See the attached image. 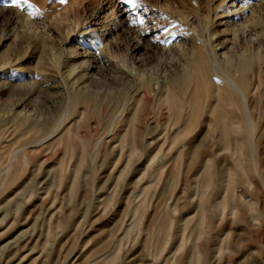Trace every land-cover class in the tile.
<instances>
[{
  "label": "rangeland",
  "instance_id": "rangeland-1",
  "mask_svg": "<svg viewBox=\"0 0 264 264\" xmlns=\"http://www.w3.org/2000/svg\"><path fill=\"white\" fill-rule=\"evenodd\" d=\"M234 3L0 0V237L31 239L12 264H201V242L209 260L264 264V126L257 142L220 82L248 77L264 125V0L243 2L240 26ZM95 28L108 41L92 72L93 55L66 59Z\"/></svg>",
  "mask_w": 264,
  "mask_h": 264
},
{
  "label": "bare ground",
  "instance_id": "bare-ground-1",
  "mask_svg": "<svg viewBox=\"0 0 264 264\" xmlns=\"http://www.w3.org/2000/svg\"><path fill=\"white\" fill-rule=\"evenodd\" d=\"M245 0H238V2L239 3H234V4H232L231 6H237L238 8H236L235 9V14H234V16H235V22H236V24H238L239 23V26H240V22H241V20L243 19V16H244V14H242V12H240L242 9H243V2H244ZM236 2V1H235ZM104 4V3H103ZM110 4V2H108V4L107 5H109ZM102 6V5H101ZM93 27V26H92ZM103 27V26H102ZM241 27H243V26H241ZM94 28V27H93ZM98 29H99V27H98ZM100 29H101V27H100ZM247 29V28H246ZM83 30H85V29H83ZM98 30L95 28V29H92V30H89V31H85L83 34H81V40H82V49H83V52L82 53H78V52H76V53H78L77 55H76V53L75 54H71V55H67V61L68 60H77V59H79V58H81V59H84V58H87V57H89V56H91V55H93V57H94V61L96 62V64L95 65H91L90 63H87V62H85V64H86V67H88V71L90 70V71H92L91 69H93L94 67L98 70V68H100V66L98 67V65H100L101 63H102V61H100V56H101V52L103 51V49H104V47H105V45H106V43H104L106 40L108 41V39L107 38H105L104 40H102L101 41V38L100 37H97L96 36V33H98L97 32ZM100 32V31H99ZM104 33V32H103ZM242 33V32H241ZM253 35H254V33H252ZM100 38V39H99ZM3 39V41H4V39L6 40V38H2ZM67 41V40H66ZM70 43V42H69ZM108 43V42H107ZM3 44V43H2ZM67 45V44H66ZM1 47V46H0ZM70 47V46H69ZM91 48H93L92 49V51H93V53H91ZM220 48H222V47H220ZM224 48H226V46L224 47ZM71 49H73V47L71 48ZM74 50V49H73ZM226 50V49H225ZM219 51V50H218ZM224 51V50H223ZM221 53H223V52H221ZM15 55V54H14ZM218 57H223L224 58V55L223 54H219L218 52H217V54H216ZM18 58V57H17ZM15 59V58H14ZM64 59H65V57H64ZM16 60V59H15ZM14 60V61H15ZM19 60H20V58H19ZM18 60V61H19ZM25 60V59H24ZM14 61H13V63H14ZM23 61V60H22ZM66 61V62H67ZM86 61V60H85ZM88 61V60H87ZM7 62V61H6ZM5 62V63H6ZM9 62V61H8ZM7 62V63H8ZM12 62V61H11ZM69 62V61H68ZM90 62V61H89ZM93 62V61H92ZM10 63V62H9ZM73 63V62H72ZM4 64V63H3ZM68 64H70V63H68ZM67 63H66V65H68ZM82 64V63H81ZM98 64V65H97ZM4 65H6V64H4ZM3 65V66H4ZM8 65V64H7ZM16 65V64H15ZM21 65V64H20ZM65 65V64H64ZM1 66V65H0ZM69 66H71V65H69ZM6 67V66H5ZM16 67V66H15ZM80 67H81V65H80ZM80 67H79V70H81L80 69ZM8 68H10V67H8ZM21 68H24V67H21ZM31 68V67H30ZM65 68V67H64ZM198 68V67H197ZM12 69V68H11ZM76 69V68H75ZM13 70H14V68H13ZM16 70V69H15ZM20 70V69H19ZM73 70V69H72ZM78 70V69H77ZM79 70H78V72H79ZM201 70V69H200ZM2 71V70H1ZM18 71V70H17ZM24 71H26V70H24ZM23 71V72H24ZM66 71V70H65ZM30 72V71H29ZM68 72V71H67ZM74 72V71H73ZM93 72V71H92ZM227 72V71H226ZM3 73V72H2ZM14 73V72H13ZM27 73V72H26ZM66 73V72H65ZM72 73V72H71ZM75 73H76V71H75ZM80 73V72H79ZM81 73H82V71H81ZM197 73V72H196ZM53 74V73H52ZM51 74V75H52ZM69 74V73H68ZM74 74V73H73ZM201 74V73H200ZM218 74V73H217ZM5 75V74H4ZM28 75V74H27ZM49 75V74H48ZM57 75V74H56ZM60 75V74H59ZM77 75V74H76ZM50 76V75H49ZM58 76V75H57ZM56 76V77H57ZM68 76V75H67ZM70 76V75H69ZM69 76L67 77V78H69ZM71 76H72V74H71ZM75 76V75H74ZM242 75L240 74L239 76H233V77H227L228 79H224V80H222V81H220L221 82V84H224V86L222 87L221 86V88L222 89H228V90H230V92L232 93V94H234V95H237L238 97H239V99L241 100V104L240 105H242L243 106V110L245 111V120L247 121V124H248V126L250 127V129H252V131H251V137H253V139H255L257 142H259L260 141V139H261V133H262V131L264 130H262V126H264V125H260V123H255L254 122V119L252 118V115H251V111H248L246 108H250L249 106H248V104H250L251 105V103H249V100H245L244 99V97H246L245 96V94L246 93H248V92H250V88L248 87V85L246 84V82H248V77L247 76H244V77H247V79L245 78V79H242V77H241ZM12 77V76H11ZM45 77V76H44ZM52 77V76H51ZM50 77V78H51ZM61 77H63V78H65L63 75L61 76ZM79 78H80V75L78 76ZM220 77V76H219ZM54 78V77H53ZM62 78V79H63ZM75 77H73V79H74ZM77 78V77H76ZM79 78H78V80H79ZM82 78V77H81ZM194 78V77H193ZM224 78V77H223ZM1 79V78H0ZM45 79V78H44ZM56 79V78H55ZM58 79V78H57ZM191 79V78H190ZM218 79V78H217ZM221 79V78H220ZM47 80H48V78H47ZM54 80V79H53ZM65 80V79H64ZM81 80V79H80ZM79 80V81H80ZM2 81L3 80H1V83H2ZM7 81V80H6ZM9 81H11V79L9 80ZM44 81V80H43ZM50 81V80H49ZM57 81H59V80H57ZM74 81H75V79H74ZM79 81L78 82H76V85H77V83H79ZM82 82V81H81ZM253 82V81H252ZM43 83H45V82H43ZM57 83V82H56ZM66 83H68V82H66ZM219 83V82H218ZM18 84V83H17ZM39 84V83H38ZM61 84V83H60ZM70 84H71V82H70ZM69 84V85H70ZM259 84H260V82H259ZM6 85V84H5ZM9 85H10V83H9ZM15 85V84H14ZM62 85V84H61ZM66 85V84H65ZM68 85V87L70 88V86ZM72 85H75V83H73ZM80 85V84H79ZM82 85V84H81ZM80 85V86H81ZM185 85V84H184ZM4 85H1L0 87H3ZM12 86H13V84H12ZM34 86V85H33ZM48 86V85H47ZM63 86V85H62ZM64 87V86H63ZM71 87H73V86H71ZM6 89L7 87L6 86H4L3 87V89ZM13 88V87H12ZM18 88V87H17ZM30 88V87H29ZM56 88V87H55ZM61 88V87H60ZM59 88V89H60ZM80 89L82 88V87H79ZM2 89V90H3ZM9 89V88H8ZM23 89H24V87H23ZM56 89H58V88H56ZM73 89H74V87H73ZM78 89V88H77ZM0 90H1V88H0ZM26 90V89H25ZM52 90V89H51ZM34 91V90H33ZM72 91V89H70V92ZM77 91V90H76ZM80 91V90H79ZM135 91V90H134ZM11 92V91H10ZM58 92V91H57ZM67 92V91H66ZM73 92V91H72ZM75 92V91H74ZM31 93V92H30ZM60 93V92H59ZM76 93V92H75ZM62 94H64V93H62ZM69 94V93H68ZM74 94V93H73ZM249 94V93H248ZM77 95V94H76ZM78 95H79V93H78ZM190 95V94H189ZM29 96V95H28ZM28 96L27 97H25V100H26V98H28ZM66 96H67V94H66ZM80 96V95H79ZM79 96H76L75 98H76V100H77V103H80V101L82 100V97H79ZM73 97V96H72ZM171 97V96H170ZM223 97V96H222ZM29 98H30V96H29ZM69 98H71V96L69 97ZM183 98V97H182ZM225 98H226V96H225ZM66 99V98H65ZM72 99V98H71ZM74 99V98H73ZM72 99V100H73ZM187 99V98H186ZM251 99V98H250ZM256 99V98H255ZM28 100V99H27ZM209 100V99H208ZM23 101V100H22ZM247 103H246V102ZM25 102V101H24ZM23 103V102H22ZM254 103V102H253ZM28 104V103H27ZM175 104V103H174ZM18 105V104H17ZM21 105V104H20ZM253 105V104H252ZM264 105V104H263ZM16 106V105H15ZM25 106V105H24ZM237 106V105H236ZM16 108V107H15ZM14 108V109H15ZM13 109V110H14ZM251 110V109H250ZM14 113V112H13ZM17 114V113H16ZM10 115V114H9ZM68 115V114H67ZM14 116H15V114H14ZM15 117H19V116H15ZM8 117H6L5 119H7ZM260 118H261V116H260ZM9 119V118H8ZM21 119V118H20ZM23 119H25V118H23ZM23 119H21L20 121H22ZM10 120V119H9ZM263 120V119H262ZM12 121H13V119H12ZM187 121H188V119H187ZM19 122V121H18ZM201 122V121H200ZM4 123V122H3ZM13 123V122H12ZM11 123V124H12ZM21 122H19V123H17V124H20ZM7 125H9L8 123H6ZM16 124V125H17ZM191 124V123H190ZM189 124V125H190ZM14 125V124H13ZM13 125L12 126H6V125H3L2 124V127H4V134H9L10 132H11V130H12V128H14L13 127ZM20 125H22V123L20 124ZM20 125H18V127L20 126ZM15 126V125H14ZM194 126V125H193ZM17 127V126H16ZM181 127V126H180ZM190 127V126H189ZM191 128V127H190ZM203 128V127H202ZM2 130V129H1ZM185 130H187V127H186V129ZM3 135V134H2ZM197 136V135H196ZM215 136V135H214ZM4 137V136H3ZM217 139V138H216ZM214 140V139H213ZM219 141V140H218ZM253 146H254V143H253ZM254 148V147H253ZM207 150V149H206ZM209 151V150H208ZM217 154V153H216ZM206 155V154H205ZM252 155V154H251ZM209 156V155H208ZM206 161V160H205ZM213 162V161H212ZM224 163V162H223ZM230 163V162H229ZM221 165V164H220ZM231 165V164H230ZM229 165V166H230ZM232 167V166H231ZM219 167H218V164L216 163L215 165L212 163L211 164V168H210V170H209V174L207 175V178L206 179H204L205 180V184H204V190H208L209 188H211V186L214 184V183H216L217 182V180H218V177L220 176L219 175V169H218ZM233 168V167H232ZM255 168V167H254ZM5 169V168H4ZM257 169V168H256ZM6 170H9V169H6ZM4 171V170H3ZM197 171V170H196ZM226 171V170H225ZM256 173H258L257 171H256ZM200 176V175H199ZM25 182V181H24ZM202 182V181H201ZM230 183V182H229ZM233 185V184H232ZM227 190V189H226ZM227 193V192H226ZM239 195V194H238ZM234 199V198H233ZM219 200V199H218ZM202 202H201V209H200V220H199V225L201 226V225H203L204 223H207V222H209V220H210V211H211V208L207 205V203L205 202V198L203 199L202 198V200H201ZM216 201H217V199H216ZM7 202V201H6ZM210 202V201H209ZM45 203V202H44ZM210 205V204H209ZM199 206V205H198ZM178 208V207H177ZM224 208V207H223ZM256 208V207H255ZM140 210V209H139ZM138 209H135V212H134V215H135V220H136V224H138V225H140V224H142V221H143V214L139 211ZM232 210V209H231ZM237 210V209H236ZM1 211V210H0ZM5 213V211H1V214H0V217H1V220H2V218H3V215H5L4 214ZM228 214V213H227ZM240 214H242V213H240ZM192 215V214H191ZM196 215V214H195ZM194 215V216H195ZM243 216V215H242ZM149 217V216H148ZM153 217V216H152ZM6 219V218H5ZM182 221H183V219H181ZM259 220H260V218H259ZM7 221V220H6ZM235 222V221H234ZM256 222V221H255ZM260 222V221H259ZM162 223H163V221H162ZM161 223V224H162ZM223 223V222H222ZM254 223V222H253ZM2 224L0 223V226H1ZM151 225V224H150ZM257 225V224H256ZM153 226V225H152ZM164 226V225H163ZM162 226V227H163ZM230 226V225H229ZM258 226V225H257ZM8 227V226H7ZM204 227H206V226H204ZM159 228V230L158 231H160V227H158ZM201 228V227H200ZM228 228V227H227ZM207 229V228H206ZM236 229V228H235ZM224 231L226 230L225 228L223 229ZM163 231V230H162ZM228 230H226V232H227ZM36 233V232H35ZM35 233H33V235H35ZM233 233V232H232ZM256 234V233H255ZM3 235V234H2ZM10 235V234H9ZM233 235V234H232ZM24 236V235H23ZM26 236V235H25ZM199 236H201V235H199ZM238 236V235H237ZM18 237V236H17ZM38 237H40V236H38ZM37 236H36V238H38ZM33 238V237H32ZM35 239V238H34ZM233 239V238H232ZM231 239V240H232ZM235 239V238H234ZM12 240V239H11ZM31 240V239H30ZM30 240L29 239H27L26 240V238L24 237V238H22V239H20V238H14V240H12V241H10V240H8V237L6 236L5 238H1L0 237V264H12L13 263V261L15 260V259H11V258H9V255H11V253H17L18 252V250H20L19 248H22L21 247V245L22 244H26V245H29V242H30ZM10 241V242H9ZM235 242V241H234ZM31 243V242H30ZM236 243V242H235ZM239 244V243H238ZM31 245V244H30ZM231 246V245H230ZM232 247V246H231ZM24 248V247H23ZM208 246H206V243L204 244V243H199V244H197V246H196V250H197V262L198 263H201V264H203L204 262H205V264H220V263H222L225 259L223 258V256H216V254L215 255H213V257H211L212 259H208V257H207V251H208ZM237 248V247H236ZM207 249V250H206ZM233 249H234V247H233ZM233 249H229V250H233ZM27 250V249H26ZM219 250V249H218ZM235 250V249H234ZM217 251V250H216ZM251 251V250H250ZM219 252H222L221 250H219ZM229 253V252H228ZM218 254V253H217ZM16 255V254H15ZM208 255H209V253H208ZM218 255H220V254H218ZM13 257H15L14 255H12ZM214 256H216V257H218V260L217 261H215V258H214ZM228 256H230V255H228ZM214 258V259H213ZM230 258V257H229ZM23 259V258H22ZM41 259V258H40ZM116 259V258H115ZM231 259V258H230ZM113 258H112V260H109V262H108V264H112L113 263ZM23 262V261H22ZM44 263V262H43ZM25 264V263H24ZM222 264H224V263H222ZM229 264H230V262H229Z\"/></svg>",
  "mask_w": 264,
  "mask_h": 264
},
{
  "label": "snow or ice",
  "instance_id": "snow-or-ice-1",
  "mask_svg": "<svg viewBox=\"0 0 264 264\" xmlns=\"http://www.w3.org/2000/svg\"><path fill=\"white\" fill-rule=\"evenodd\" d=\"M61 3H66V0H60ZM123 3L130 5L132 8H137L140 6L139 0H122ZM12 4L15 6H20L21 4H27L28 7H32V5L28 4V0H12ZM139 22L140 24H143V20H133L132 23L136 24Z\"/></svg>",
  "mask_w": 264,
  "mask_h": 264
}]
</instances>
